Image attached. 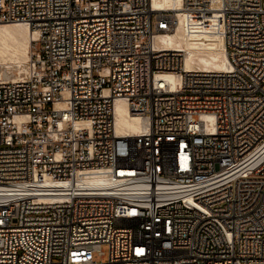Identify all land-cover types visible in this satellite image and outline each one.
Here are the masks:
<instances>
[{
	"label": "built area",
	"instance_id": "obj_1",
	"mask_svg": "<svg viewBox=\"0 0 264 264\" xmlns=\"http://www.w3.org/2000/svg\"><path fill=\"white\" fill-rule=\"evenodd\" d=\"M219 3L226 71L156 45L176 17L151 0H0L32 34L0 75V264H264V0ZM89 167L114 182L77 185Z\"/></svg>",
	"mask_w": 264,
	"mask_h": 264
},
{
	"label": "bare ground",
	"instance_id": "obj_2",
	"mask_svg": "<svg viewBox=\"0 0 264 264\" xmlns=\"http://www.w3.org/2000/svg\"><path fill=\"white\" fill-rule=\"evenodd\" d=\"M156 9L174 12L173 29L155 36V44L182 52L183 67L207 71H226L230 68L225 49L223 16L219 0H212L206 11L186 10L185 0H151ZM31 30L22 22L0 23V75L14 79L28 71L32 51ZM34 36V35H33ZM169 82L175 81L173 73L162 74ZM115 128L118 134L131 136L142 131L141 119L132 116L120 98L114 102ZM209 120V116H202ZM77 185L85 189L103 188L114 181L106 167H89L80 170Z\"/></svg>",
	"mask_w": 264,
	"mask_h": 264
},
{
	"label": "rangeland",
	"instance_id": "obj_3",
	"mask_svg": "<svg viewBox=\"0 0 264 264\" xmlns=\"http://www.w3.org/2000/svg\"><path fill=\"white\" fill-rule=\"evenodd\" d=\"M101 247L103 248V250L105 251V253H107V247H106V245L103 244ZM95 258H96L97 260H99V257H98V256H95ZM104 260H106V257L104 258Z\"/></svg>",
	"mask_w": 264,
	"mask_h": 264
}]
</instances>
